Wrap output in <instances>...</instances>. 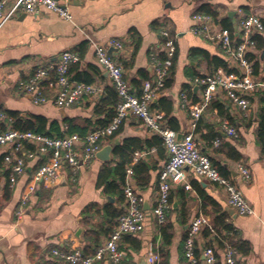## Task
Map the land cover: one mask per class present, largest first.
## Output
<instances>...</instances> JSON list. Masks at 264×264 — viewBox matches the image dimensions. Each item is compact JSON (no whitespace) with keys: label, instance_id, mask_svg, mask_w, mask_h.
I'll list each match as a JSON object with an SVG mask.
<instances>
[{"label":"crops","instance_id":"1","mask_svg":"<svg viewBox=\"0 0 264 264\" xmlns=\"http://www.w3.org/2000/svg\"><path fill=\"white\" fill-rule=\"evenodd\" d=\"M0 1L5 2V15L16 0ZM206 8L217 13L218 17L213 18L223 27L230 23L231 30H236L248 14H258L264 20V0H70V19L44 5L37 13L21 12L0 27V109L10 117L16 113L24 120L43 117L48 126L56 122L62 131L68 129L67 119H75L81 126L89 119L96 121L93 100L67 108L53 102L34 104L19 91L18 85L32 74L36 65L55 66L62 53L70 50L80 55L79 62L72 63L77 67L73 76L77 72L79 77L101 83L106 95L113 86L96 59L95 45L120 39L123 50H112V54L122 64L129 84L139 91L143 81L153 77L151 53L162 48L161 32L166 30L177 36L173 80L153 101L157 103L153 109L162 113L165 125L181 136L190 127V116L181 105L180 93L186 91L196 101L200 88L195 78L228 68V59L217 44L190 31L195 23L193 15L205 13L202 10ZM256 40L259 43L253 58L254 74L264 82V33ZM262 92L255 94L249 114L228 102L227 109L220 114L213 106L220 100L213 101L195 130L200 150L211 157L218 170L219 166L228 170L224 176L241 189L254 213L243 215L233 210L230 214L224 187L186 168L191 188L177 185L171 191L172 207L165 224L169 241H164L159 226L148 218L143 233L122 237L119 246L125 255L118 264H147L146 257L155 247H163V264H188L184 243L191 221L199 215L210 218L215 232L203 231L197 239L198 264H207L202 253L207 246L215 248L218 262L224 264V247H219L218 242L230 243L241 264H264V139L259 137L258 115L262 107L258 96ZM5 120L0 118V129L5 128ZM223 120L236 127L238 137L223 131ZM154 136L139 118L128 115L119 129L103 141V147L112 146L109 160L94 158L78 170L75 179L69 170H64L58 183H39L25 203L31 175L45 159L28 161L26 171L10 181L9 165L0 149V264H68L54 253L55 249L95 250L105 243L118 226L115 215L124 212V200L119 193L123 183L114 172L117 160L113 151L125 142L138 147L132 165L139 160L145 163L142 178L147 184L136 188L149 212L157 198L160 170L169 157L158 135L156 145H152ZM216 139H220L218 146L213 144ZM238 163L250 169L248 181L240 175ZM220 216L232 226L231 232L216 229ZM97 264L115 263L105 257Z\"/></svg>","mask_w":264,"mask_h":264},{"label":"built area","instance_id":"2","mask_svg":"<svg viewBox=\"0 0 264 264\" xmlns=\"http://www.w3.org/2000/svg\"><path fill=\"white\" fill-rule=\"evenodd\" d=\"M69 2L70 0H16L9 12L4 15L5 2L0 1V27L21 12L37 13L41 5L70 19ZM193 19L195 23L190 31L217 44L228 59V68H221L214 73H206L195 78L200 88L196 101L190 98L188 92L180 93L181 105L190 116V127L181 136L165 125L162 113L152 108L153 101L166 87V79L169 77L177 52V36H172L166 30L161 32L164 39L162 48L151 53L153 77L145 79L139 91L129 84L122 64L118 57L112 54V50L117 52L123 50V42L120 39H111L106 44L95 45L96 59L108 75L120 99L115 116L106 126L96 127L84 136L78 133L63 137L50 136L16 129L12 117L0 109V118L6 119L4 130L0 131V149H3V160L9 165L10 181H15L17 176L26 171L28 161L49 159L33 171L32 184L23 198V203L27 201L29 194L35 192L39 183H58L64 170H69L71 178L75 179L78 170L97 157V153L103 148L104 139L112 136L128 115L139 118L151 133L163 140L168 150V160L159 173L157 198L153 208L149 212L144 209V199L136 188L133 169L129 167L124 185V212L118 218L117 228L92 254L86 255L78 248L67 251L55 249L54 253L68 264H97L105 257L118 264L125 255L119 246L124 235L143 233L148 218L157 226L166 224L172 207V189L177 185L191 188L186 168L192 169L200 178L210 179L222 185L227 192L228 204L239 214L254 213L241 189L231 178L222 175L214 166L211 157L200 150L195 130L203 113L215 100L228 102L245 114L251 112L255 94L264 90V82L254 74L253 60L257 53L256 37L264 33V20L258 14H248L241 20L236 30H231L205 13L197 12ZM79 60V53L65 51L55 66L36 65L32 74L19 83L18 89L34 104L53 102L58 107L67 108L87 100L98 102L105 95L101 83L77 82L69 76V66ZM52 69L55 71L54 76L51 75ZM222 129L234 138L239 135L236 127L230 125L227 120L222 121ZM213 144L218 146L220 139L214 140ZM237 168L242 178L248 181L251 177L250 169L243 163H238ZM17 213L21 215L22 211L19 210ZM206 230L215 232L208 216L199 215L191 221L184 243V255L188 264H198L197 239ZM202 253L207 264L218 262L213 246L205 247ZM223 261L224 264H241L230 243L224 244ZM146 263L163 264L160 254L155 249L147 255Z\"/></svg>","mask_w":264,"mask_h":264},{"label":"trees","instance_id":"3","mask_svg":"<svg viewBox=\"0 0 264 264\" xmlns=\"http://www.w3.org/2000/svg\"><path fill=\"white\" fill-rule=\"evenodd\" d=\"M203 12L211 15L214 18H217V13L212 10L211 8H206L204 10H202ZM225 27L232 29V26L230 23H224ZM257 43H259V41H257ZM223 66L225 67L226 64L225 62L223 63ZM74 70L77 71V67L76 65L71 64L69 66V76L72 80L77 81V82H86V83H91L93 80L91 78H88L86 76H81L79 77L76 74L73 76ZM174 70V63L170 69L169 72V77L166 79V87L171 85V82L173 80V71ZM255 72H257V66L255 67ZM51 75L54 76L55 75V71L54 69L51 70ZM138 87H140V83H138L137 85ZM258 100L260 103H262V107L259 109V137L261 140L264 139V92H262V94H260L258 96ZM120 99H119V95L118 92L116 91V89L114 87H110L107 90V93L105 96H103L101 98L100 101L95 102V113L98 116L96 121H92V120H88L87 124L85 126H81L78 125L76 123L75 119H67L66 122L68 124V129L66 131H62L58 125V123L53 122L51 125H47V122L45 121V119L43 117H39L36 116L34 119H21L18 114L13 113L12 114V118H13V125L16 129L20 130V131H33L36 133H40V134H46V135H50V136H57V137H63L66 135H71L74 133H78L81 136L86 135L89 131H91L92 129L96 128V127H101V126H106L115 116L116 114V106L119 103ZM157 103H152V108L156 107ZM214 107H217L220 114H223L224 111L227 109V105L226 102L224 101H218L215 102L213 104ZM4 129V128H3ZM3 129H0V131H2ZM158 138H160L158 136ZM154 142H152V145H156V135L153 137ZM160 140H162L160 138ZM163 141V140H162ZM151 145V144H150ZM132 144L129 142H125L124 145L122 146H116L114 148V159L117 160V167L114 169V172L116 175L119 176L120 180H122L123 183V188L122 190H120V199L123 201L125 199L124 196V185H125V181H126V175H127V167L130 166L133 169V177L136 181V185L138 187H144L147 184V180H144L143 177V170L145 169V163L142 162V160H139L136 164L132 165V162L134 160L133 154L135 152V150H137L138 147H131ZM142 149V147H139ZM131 150V151H130ZM49 159L45 158V161H41L38 165V167L43 164L48 162ZM214 163V162H213ZM219 170L222 173V175H227L228 174V170L224 169L223 167L219 166ZM103 173V172H102ZM113 184V183H112ZM115 186V184H113ZM112 185V186H113ZM118 187H120L119 185H117ZM123 214V212L118 213L115 215V217L119 218L121 215ZM160 231L162 232L163 236H164V240L165 242H167V239L169 241L170 237L168 235H166L168 226H166L165 224L162 226H159ZM216 229L218 231L221 230H226L228 233L232 231V226L228 223H226L224 221V218H222L221 216L218 217L216 219ZM113 232V231H112ZM129 235H135V234H129ZM228 238H230L227 235ZM136 241L139 242V240L137 238H135ZM164 242V243H165ZM219 243V247L223 248L224 244L222 242H218ZM99 247V245L96 246V249ZM95 249V250H96ZM95 250H84V253L86 255L88 254H92L95 252ZM155 250L160 254L163 255V247H155ZM196 256L198 257V259L200 258V253L198 248L196 249ZM216 264H221V263H216Z\"/></svg>","mask_w":264,"mask_h":264},{"label":"water","instance_id":"4","mask_svg":"<svg viewBox=\"0 0 264 264\" xmlns=\"http://www.w3.org/2000/svg\"><path fill=\"white\" fill-rule=\"evenodd\" d=\"M111 151H112V146L106 145L97 153V157L103 161L109 160ZM233 210L237 212L234 208H230L228 211L230 214H232L234 212Z\"/></svg>","mask_w":264,"mask_h":264}]
</instances>
